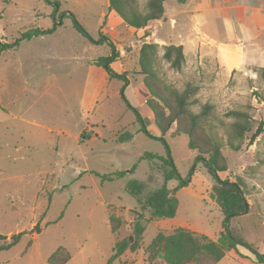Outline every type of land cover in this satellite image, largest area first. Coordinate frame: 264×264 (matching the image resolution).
<instances>
[{
    "label": "rangeland",
    "instance_id": "1",
    "mask_svg": "<svg viewBox=\"0 0 264 264\" xmlns=\"http://www.w3.org/2000/svg\"><path fill=\"white\" fill-rule=\"evenodd\" d=\"M49 1L0 0V14L4 12L2 19L0 15V24L6 26L4 34L0 30V39L12 41L25 29L51 26L52 15L59 20L63 13H72L94 38H99L101 33L114 40L119 55L110 66L117 72L125 71L130 83L125 84L118 78L107 79V76L100 93L93 96L92 78L85 80L83 65L75 64L72 55L81 52L88 59L99 57L107 55L110 47L107 43L88 42L73 28L69 16L61 18L59 34L48 40L51 43L38 46L22 41V46L0 53V234L9 237L12 233L30 231L36 224L39 227L37 232L23 234L10 248L0 250V264H47V258L58 246L70 254L65 264H108L118 241L124 250L109 264H151L146 261L145 247L157 233L168 234L183 227L209 239H219L224 230V217L210 196L212 178L201 160L189 175L197 151L188 147L186 134H174L175 123L163 137L181 177L188 178V184L175 193L178 199L175 216L152 217L150 209L142 210L137 196L126 190L130 179L147 181L150 177L138 196L144 200L147 193L159 187L162 184L160 162L140 159V156L145 151L166 155L161 141L138 131L134 113L123 99L124 96L138 107L143 95L148 97L138 65V49L147 33L150 37L146 42L158 45L155 85L182 91L190 84L196 89L190 110L199 113L205 104L211 106L202 127L219 143L225 158L227 169L219 175L239 180L249 203L247 213L229 218L228 230L264 254V73L261 70L264 66L228 71L221 66L215 51L204 55L199 50H191L184 54L181 67L175 69L163 58L164 46L172 44L166 37H172L171 33L175 32L172 26L169 28L168 18L160 28L166 41L157 40L158 32L154 30L152 36L146 31L138 38L128 25L127 31L120 26L116 33L111 32L108 0ZM147 1L136 0L138 8L143 10ZM207 1L209 5L202 11L203 15L194 16L196 26L221 40L240 36V24L233 15L236 13L231 11L224 21L218 8L226 1ZM163 5L166 15L179 12L176 30L185 36L190 34L194 19H189L190 13H180L184 4L165 0ZM203 18L206 21L201 23ZM231 19H234L232 23ZM84 42L88 44L86 52ZM51 57L63 60L49 62ZM36 60L55 68L56 73L39 78L34 74ZM95 61L96 58L87 63L94 65ZM106 80H110L109 85ZM85 82L89 88L88 104L81 101ZM90 100L94 102L91 104ZM139 110L147 118L150 132L160 135L149 108ZM234 110L246 114L239 120L248 129L242 136H235L232 130L237 120L230 114ZM260 121L263 130L251 141ZM30 122L54 130L48 132ZM81 128L88 137L79 134V146L70 134ZM97 133L99 137L95 138L93 134ZM231 143L238 145V149ZM14 145L22 148L14 152ZM134 163L136 167L130 173L128 170ZM116 171H123V175L113 180H101L94 173ZM176 183L175 179L170 180L167 186L172 188ZM132 210L142 213L138 218L143 228L140 234L135 232L139 216ZM111 214L117 219L115 232L110 227ZM133 235H140L134 250L130 247ZM7 241L8 238L0 239V245ZM230 251L217 264H263L245 246ZM152 264L164 263L158 259Z\"/></svg>",
    "mask_w": 264,
    "mask_h": 264
},
{
    "label": "trees",
    "instance_id": "2",
    "mask_svg": "<svg viewBox=\"0 0 264 264\" xmlns=\"http://www.w3.org/2000/svg\"><path fill=\"white\" fill-rule=\"evenodd\" d=\"M50 3L49 0H44ZM165 0H148L145 8L140 10L136 0H108V9L113 10L123 20V22L133 28H142L149 22L158 20L163 15V2ZM182 4L187 0H175ZM69 16L72 21L73 28L79 32L86 40L92 44L107 43L110 51L107 55L96 58L95 64L105 69L110 78L122 79L125 84H128L126 74L118 73L112 69L110 64L117 59L118 51L115 49L114 43L107 37L100 33L99 38L91 36L87 30L79 23L72 13H63L60 15V21L52 15V24L47 28L32 27L23 30L18 37L12 41L0 39V53L9 49H16L22 41L29 40L32 37L50 34L54 32L59 25H61V18ZM158 45L156 43L142 42L138 49V65L139 72L144 76L143 85L148 93L145 100L146 106L149 108L154 122L160 130V135H155L147 128V118L144 117L139 108L131 105L123 96V91L120 93L126 103V107L130 109L135 116V121L139 124L138 131L145 135L157 139L163 143L166 149V155H158L152 152L145 151L140 159H147L149 161L160 162L162 184L151 190L146 194L144 200L140 196L145 189L147 181L130 179L126 184V190L137 196L138 202L142 210L149 208L152 217L157 218H172L176 214L178 199L176 192L180 188L188 184V178L181 177L177 167L170 155L169 147L163 135L166 134L173 123L176 124L175 135L186 134L188 137V147L197 151V155L193 160V166L189 175L195 169V164L198 160L204 162L208 169L209 175L212 178V187L210 196L217 203L223 217L224 230L220 234L218 240H212L205 235L197 234L191 230L183 227H178L168 234L157 233L153 240L145 247L146 261L153 263L155 260H161L164 264H217L226 254L227 251L235 250L237 246H245L256 257L259 263H264V254H259L251 244L244 241L243 238L232 234L227 227L229 218L237 216L249 211V203L247 201L245 192L242 188V183L239 180H230L229 178H222L219 172L227 169L225 158L220 150L219 143L208 136L203 131L202 124L206 116L209 114L210 105L205 104L199 113H193L190 110L191 97L195 92V87L187 84L182 90H176L171 87L162 88L155 85L157 76L155 73V59ZM163 58H165L170 66L179 69L185 59L182 45L169 44L164 46ZM264 73V68L261 69ZM150 78V79H149ZM230 114L235 117L232 124V130L235 136H242L247 127L239 120L244 119L246 114L243 111L234 110ZM263 122L260 121L255 131L252 133L250 140L253 141L257 135L263 130ZM82 137H88L81 134ZM231 138L229 137V140ZM119 140L122 141L121 137ZM234 149H238V145H233ZM136 167L134 163L129 169L131 173ZM101 180H113L122 177L123 171H116L110 174L100 175ZM176 180L174 187L169 188L167 183L170 180ZM137 217L135 221V232L140 234L143 228L140 226L139 219L142 213L131 211ZM116 217L109 215V222L112 232L116 231L118 224H116ZM39 227L36 224L30 231H19L12 233L9 237L0 234L1 240L8 241L0 245V250L8 249L15 245L25 233L38 231ZM140 235H133L134 241L130 243V247L134 250L137 247V241ZM129 243V236L126 238ZM121 242H115L114 253L109 258L108 264L111 260L124 250L120 247ZM120 247V248H119ZM70 258L68 250L62 246H58L53 253L47 258V264H65Z\"/></svg>",
    "mask_w": 264,
    "mask_h": 264
},
{
    "label": "crops",
    "instance_id": "3",
    "mask_svg": "<svg viewBox=\"0 0 264 264\" xmlns=\"http://www.w3.org/2000/svg\"><path fill=\"white\" fill-rule=\"evenodd\" d=\"M224 1H226L225 4L219 5L218 7L219 10L222 11V15L224 16V21L227 17L230 16L231 11H234L236 14L233 13L232 14L235 16L236 19H238V24H240V29H241L240 36H236L231 40H221L215 38L208 32H205L204 30L200 29L198 25L196 26V23L198 22L195 21L196 17L194 16L203 15L202 11L206 10V5H209L207 0H187L185 3H183L185 8H183L180 11V13H190L189 19L190 20L194 19L192 29L190 30L191 33L187 34L186 36L181 32V30L177 31L175 28L179 24L178 22L179 19L176 17L177 13L179 12H172L166 15L164 13V9H163V15L160 19L151 21L142 28L136 29L131 27V32L135 33L138 38H141L146 31L151 32L150 34L152 36L154 30V33L158 32L159 38H157V40L166 41L164 40L165 37L160 34V28H162V23L166 22L168 18L169 24L171 23L169 25V28H171L172 26V28L175 29V32L171 33L173 35L172 37H166V39L169 40V43L171 42L172 44L182 45L184 54L189 53L191 50L192 51L199 50L203 52L204 55L211 54L210 51H215L219 55L221 66L224 68V70H228V71H232L234 69H240V70L242 69V71H245L252 66L263 67L264 66V0H224ZM0 15L2 16L1 17L2 19L4 17V12L1 13ZM109 16L111 18V22L109 23L110 24L109 28L111 32L116 33L117 28L120 26H122L123 31H127V29H129V27H127V25L123 22V20L113 10L109 11ZM200 18L201 17H199V19ZM172 21L174 22V24ZM205 21L206 20L204 18L200 20L201 23H204ZM233 21L234 19L229 20L230 23H232ZM61 26L62 24L59 25L57 29L50 34L35 36L24 42H28V43L30 42L38 46H41L43 44H49L51 42H49L48 40H50V38L51 39L55 38L59 34L60 31L59 29L61 28ZM5 28H6L5 25L0 24V30L3 34L4 31L6 32ZM39 28L44 29L47 27H39ZM148 36L149 34L147 33V35L145 34L143 41H141L140 39H138V41H141V43L146 42V40H148L146 39L148 38ZM111 41L114 43L113 39ZM24 42H21L19 47L22 46ZM83 46H84L83 51L86 52L88 50L87 49L88 44L84 42ZM115 49L119 51V49L116 46ZM81 54H82L81 52H79V54H73L71 59L75 62V64L83 65L86 81L89 78V76L92 78L91 84H92L93 96L96 97L101 91V85L103 88L105 83V77H107L108 74L103 67L95 64L91 65L87 63V61L90 62V59H95L97 57H91L88 59L86 56L82 57ZM14 60H16V58ZM46 60L47 59H45V61ZM48 60L49 62L53 60L56 62V61H61L63 59L57 57H51L48 58ZM48 60L47 63H49ZM54 72L56 73V69L47 65L45 62H40L39 60L35 61L34 74L39 75V78H43L47 74ZM123 72L118 71V73H123ZM107 79H109V76L107 77ZM106 81L108 82L109 85L110 80H106ZM129 83L130 82L128 79V84ZM88 90H89L88 84L87 82H85L84 90H83L84 98H82L81 100L82 103L85 102L86 104H88L86 97L88 94ZM146 97H147L146 95H143V98L139 100L137 105L140 109L146 107L145 104ZM89 102L92 104L94 101L90 100ZM147 117L149 116L147 115ZM30 123H32L33 125L40 126L46 129L48 132L54 130L50 126H44L37 122H30ZM86 126H90V124H86ZM82 129L83 128L77 130L75 134L73 133L70 134V132L67 131V134H70V136L76 141V143L79 146L81 145L80 142L81 140H79L78 137L79 134L82 133ZM86 130L88 131L90 129H86ZM93 135L95 136V138L99 137V133ZM20 148H22L21 145H14L12 147L14 152H18Z\"/></svg>",
    "mask_w": 264,
    "mask_h": 264
}]
</instances>
